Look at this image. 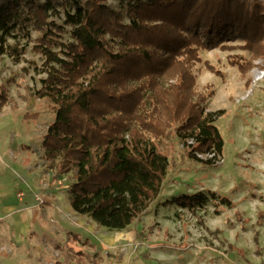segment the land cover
Masks as SVG:
<instances>
[{
    "label": "trees",
    "instance_id": "obj_1",
    "mask_svg": "<svg viewBox=\"0 0 264 264\" xmlns=\"http://www.w3.org/2000/svg\"><path fill=\"white\" fill-rule=\"evenodd\" d=\"M110 1L0 0V57L18 61L32 44V53L44 59L47 76L32 97L49 101L56 113L43 140L54 179L72 176L74 213L123 231L161 194L169 167L161 146L167 139L177 138L188 157L206 166L223 156L224 139L215 125L220 112H208L214 91L197 90L195 69L201 50L232 49L225 43L238 40L252 56L245 62L233 56L232 65L246 74L253 59L264 56V3ZM205 67L224 76L208 62ZM0 90L2 108L4 84ZM207 200L198 192L169 204L203 224L196 208ZM76 255L80 264L89 259Z\"/></svg>",
    "mask_w": 264,
    "mask_h": 264
},
{
    "label": "rangeland",
    "instance_id": "obj_2",
    "mask_svg": "<svg viewBox=\"0 0 264 264\" xmlns=\"http://www.w3.org/2000/svg\"><path fill=\"white\" fill-rule=\"evenodd\" d=\"M109 3L117 5L118 0ZM37 37L32 33V38ZM65 40L70 41V35ZM225 44L232 49L201 50L202 61L195 69L197 90L214 91L208 112H220L215 121L224 139L219 161L212 166L196 162L171 136L161 146L169 158L161 194L133 225L109 231L66 209L69 226L52 229L51 237L43 230L38 234L17 231L13 241L18 238L32 246L28 253L19 247L18 260L27 259L21 264H80L75 252L89 256L82 264H264V219L259 221L264 212V56L253 59L251 69L244 74L232 65L233 56L245 62L251 60V52L242 49L244 43L238 40ZM31 46L18 61L0 57V80L14 110L24 112L34 104L52 119L56 113L51 103L32 97L47 75L44 59L32 53ZM206 62L224 76L207 71ZM25 96L31 99L27 102ZM47 168L52 170L54 165L49 162ZM72 182L71 175L60 176L55 185L61 209L68 207ZM17 189L21 198L23 191ZM198 192L208 197L196 208L203 224L189 210L169 204L177 196ZM75 227L82 241L70 240V247L66 233ZM217 230L216 235L210 233ZM11 257L7 249H0L1 260L9 262Z\"/></svg>",
    "mask_w": 264,
    "mask_h": 264
},
{
    "label": "crops",
    "instance_id": "obj_3",
    "mask_svg": "<svg viewBox=\"0 0 264 264\" xmlns=\"http://www.w3.org/2000/svg\"><path fill=\"white\" fill-rule=\"evenodd\" d=\"M2 84L0 80V87ZM12 104L0 108V249H7L12 255L9 262L0 259V264L27 262V259L18 260L19 247L23 246L28 253L32 246L29 241L22 244L18 238L12 243L17 231L38 234L43 230L51 237L52 229L69 226L66 209L73 212L70 203L67 208L59 207V191L55 186L59 178L54 179L55 169L47 168L51 161L45 158L43 149L44 137L55 117L47 119L49 113L37 110L34 104L24 112L14 110ZM26 114L39 117L29 118ZM17 188L23 191L21 198ZM76 229L66 233L68 244L70 240L76 241L74 235H79L82 241L81 232Z\"/></svg>",
    "mask_w": 264,
    "mask_h": 264
},
{
    "label": "built area",
    "instance_id": "obj_4",
    "mask_svg": "<svg viewBox=\"0 0 264 264\" xmlns=\"http://www.w3.org/2000/svg\"><path fill=\"white\" fill-rule=\"evenodd\" d=\"M261 73H262V72H261ZM263 75H264V73H263ZM262 77H264V76H262ZM262 77H261V78H262Z\"/></svg>",
    "mask_w": 264,
    "mask_h": 264
}]
</instances>
